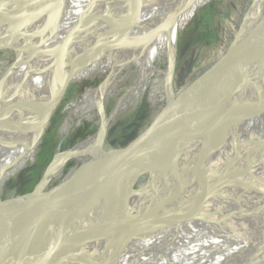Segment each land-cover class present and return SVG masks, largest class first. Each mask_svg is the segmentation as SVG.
I'll use <instances>...</instances> for the list:
<instances>
[{
  "label": "bare ground",
  "instance_id": "obj_1",
  "mask_svg": "<svg viewBox=\"0 0 264 264\" xmlns=\"http://www.w3.org/2000/svg\"><path fill=\"white\" fill-rule=\"evenodd\" d=\"M198 1L0 0V48H13L18 54L0 80V187L5 175L41 140L56 108L61 85L69 84L75 71L82 66H93L101 59L112 61L107 78L83 96L74 106L73 115L91 102L101 103L124 71L134 69L135 73L131 85L115 102L111 116L108 117L102 109L101 126L96 134L70 151L56 155L37 195L22 207L16 230L11 231L2 225L11 212L4 215L6 220L0 222V257L28 250L30 255L40 246V237L44 241L60 240L74 231L87 207L50 215L41 207L38 195L47 191L71 159L100 155L92 162L82 164L78 176L69 184V192L80 187L91 167L98 168L108 158L110 150L105 144L108 126L131 100L140 97L147 81L157 73L152 68L161 61L160 44L165 30L169 38L170 63L164 72V82L170 110L162 124L149 135L150 139L145 142L144 138L134 146L133 150L138 154L127 164V169L130 176L135 177L144 164L156 159H168L171 166L162 182L145 198L137 200V187L127 194L128 219L138 225L137 207L140 205L142 213L155 217L160 216L161 210L166 214L187 200L186 206H193L206 187L203 184L196 188L197 180L205 178L208 186L214 187L223 176L234 177L237 173L229 170V163L240 156L244 157L240 166L246 173L251 172L258 180L264 179V161L261 167L254 166L252 162L264 146V16L248 42L244 44L245 35L234 51L218 65L220 69L209 73L207 81H201L195 87L190 101L201 90L202 97L196 99L184 123L177 118L171 77L176 60L179 21L186 9ZM252 69L258 70V76L246 84L242 83L244 77L249 78ZM158 147L162 150L156 153ZM194 194L195 198L191 199ZM231 195V200L225 202L230 208L254 213L263 207L264 212V194L260 201H255L254 196L240 200L235 193ZM151 198L153 204L148 206ZM215 203L209 206V210H215L211 208ZM2 207L0 199V209ZM221 208L228 210L226 206ZM206 213L202 218L200 213L193 212L187 217L191 220L173 231H170L173 228H167L164 233L146 231L139 236L131 234L115 244L106 255L60 258L55 264H101L109 262L111 254L122 251L124 257L117 264H264V259L260 258L262 253L255 255L257 250L252 238L246 237L241 243L226 240L225 245L213 239L214 233L200 223L213 218L212 213ZM30 218L35 220V226L42 229L27 235L31 225L29 227L26 221ZM255 218L245 217L242 222L244 228H252L253 234L263 227L260 220L264 214ZM226 234L232 235V232ZM81 239L88 240L89 233ZM34 251L38 258L28 256L25 264L41 263L44 250Z\"/></svg>",
  "mask_w": 264,
  "mask_h": 264
},
{
  "label": "rangeland",
  "instance_id": "obj_2",
  "mask_svg": "<svg viewBox=\"0 0 264 264\" xmlns=\"http://www.w3.org/2000/svg\"><path fill=\"white\" fill-rule=\"evenodd\" d=\"M263 12L264 0H199L194 6L186 9L185 15L179 21L176 60L173 77H171V92L175 99L201 80L205 74L209 77V73L218 71L220 69L218 65L234 51L245 35L247 36L244 44L246 41L248 42L263 19ZM162 39L164 40H161L160 44L161 61L154 65L155 68H152V71H157V73L147 81L140 97L131 100L125 107L126 109L122 110L110 122L105 136V144L108 149H123L136 139H138L136 142L138 144L147 135L153 133L155 129L149 127L158 124L161 117L167 112L169 98L165 90L164 72L166 73L169 68L170 53L166 30ZM17 57V51L13 48L3 47L0 49V80ZM98 62L71 78L39 143L14 169L5 175L0 187L1 202L8 199L20 201L31 194L46 175L57 154L68 152L93 137L101 126L104 111L108 117L111 116L115 102L134 80V69L124 71L119 76L110 93L103 100L104 102H91L73 115L75 107L83 96L98 87L110 73L112 67L110 59H101ZM207 75L202 80L203 82L207 81ZM195 90L196 88L186 91L181 98L176 100L179 115L177 118L183 123L193 110L197 102L196 99L202 97L203 91L201 90L198 96L190 101V94ZM188 98L189 101L185 103ZM103 108L104 111H102ZM174 139L175 136L172 137V142ZM161 150L162 148L158 147L155 152ZM208 154L209 152H207V157ZM96 155L93 154L85 159L83 157L71 159L57 179L55 178L49 185L47 192L50 190V195H54V197L67 196L70 191L69 184L78 176L82 164L92 162L100 156ZM259 157L264 159V146L257 159ZM170 166L171 163L168 159H156L152 163L143 165L144 169L134 185L135 188L137 187V200L142 190L148 194L151 189L162 182ZM157 167L162 168L163 172L159 173L156 170ZM95 169H97L96 166L91 167L88 174L81 180L80 187L85 184ZM123 172L130 176L127 165ZM105 197L104 194H101L95 202L85 206L87 210L83 213V218L77 222L74 231L69 235L70 237L82 238L89 233L90 226L104 203ZM21 211L22 207L11 211L8 220L12 221H6L2 225L5 224L11 231L16 230L21 219ZM42 238L40 237L38 242H44V238ZM14 254L1 256L0 264H25L29 250L18 252L15 256ZM58 259L60 258L54 254L45 253L40 264H55ZM101 264L110 263L103 262Z\"/></svg>",
  "mask_w": 264,
  "mask_h": 264
},
{
  "label": "water",
  "instance_id": "obj_3",
  "mask_svg": "<svg viewBox=\"0 0 264 264\" xmlns=\"http://www.w3.org/2000/svg\"><path fill=\"white\" fill-rule=\"evenodd\" d=\"M87 66L88 65L82 66L77 71H75L72 76L75 77L78 72L84 70L85 68H87ZM258 74V70L252 69L249 73V78L244 77L242 79V83L246 84L248 80L253 79L254 77L258 76ZM206 75L207 74H205L197 83H194L193 86L183 91V93L178 96L176 100L181 98L186 91L195 88L202 80L205 79ZM67 85H61L59 98L55 104L56 107L60 103ZM169 110L170 105L168 103L167 112L165 115H163V117H161V121L158 124L150 126L149 128L157 129L166 119ZM149 139L150 136L148 137L147 135V137H145V142H147ZM137 140L138 139H136L129 146L127 145L125 148L120 150L109 149L110 154L108 158L92 172L91 176L85 182V184L67 193V196L54 197L45 190L42 194L38 195V197L40 198L39 201L41 207L43 208L45 213L50 215L65 214L74 210L81 209L95 202L101 194H104L106 196V199L101 205V208L99 209L95 220L90 226L88 240L65 235L60 240L44 241L40 243V246H38L36 249L44 250V253L54 254L55 256L64 259L103 256L106 255L115 244L122 241L124 238L128 237L131 234L139 236L146 231L151 233H164L167 228H173L170 230L173 231L175 230V228H177V226L179 227L180 225L185 224V221L191 220L187 217H189L188 215L192 214L193 212L200 213V216L204 218L207 215L206 211H208L212 213L213 218L210 217V220L208 221H200V219L198 221H200L203 227H207L208 231L214 233V235L212 236L213 239H217L218 242L222 241V243L230 239L231 241L241 243L244 239H246V237L252 238L254 247L257 250V254L255 255H261L260 253H262V256L260 258L264 259V224L262 227L263 229L261 228L257 230L254 234L251 227L244 228V224H242L245 217L249 218V216H256L255 219H257L259 216H261V214H264L263 207H260L254 213H244L243 211L230 208V205H227L225 203L231 200L230 197L233 193H235L237 197L241 198L240 200L250 199L253 198L251 196H254L253 199L255 201H260V196L264 194V184L261 183L264 182V179L258 180L255 175L251 174V172L246 173V170L241 168L240 162H242V160L244 159L243 156H240L235 161H233V159L229 163V170H232V172H236L237 174H235L234 177L223 176L220 180L216 181L214 187L208 186V182L205 181V178L200 177L196 182V188L199 189L203 186V184H205V192L204 194L199 196V199L196 200L193 206H186L187 203H189V200H187V203L177 205V207L179 208L166 214L162 212L163 210H161L159 214L160 216L155 217L154 215L149 216L146 215V213H142V206L140 205L137 207L138 225L130 222L127 215L125 200L127 194L133 189L134 185L138 181L144 167L138 170L135 177H129L123 172V170L126 165L138 154L133 150L135 146L134 144H136ZM263 161L264 159L259 157L258 159L253 158L252 162L254 166L258 165L261 167L263 165ZM156 170L159 173L163 172V169L160 167H157ZM43 178L35 187L33 192L20 201H18L17 199H8L6 201H2L3 207L0 209V222L6 220L3 219L5 214L10 213L16 208L27 206L28 200L37 195L38 189L41 188ZM140 193L141 194L139 198H145L147 196V192L145 190H142ZM195 195L196 194H194L191 199L195 198ZM258 196L260 198H258ZM215 201L217 202L215 203ZM213 203L217 205L216 207L214 206L215 204L211 206V208L215 210H209V206ZM152 204L153 199L151 198L148 206H152ZM222 206H226L228 210H223L221 208ZM217 213L219 214V216L217 215ZM33 220L34 219L30 218L26 221L27 223L29 222V227L31 225V229L29 230V232H27V235L30 233L39 232L42 229L35 226V220ZM260 221H263L264 223V218ZM228 231H231L232 235L226 234V232ZM248 233L249 236H247ZM222 235H224L225 237H221ZM225 244L227 243H224L223 245ZM36 249H33L31 251L32 253L28 256H35L36 258H38V255H34V253L36 252L34 250ZM123 252L124 251L111 254V259L109 260V262L111 264H117L121 257L122 259L124 257V255L122 254ZM27 258L29 259V257Z\"/></svg>",
  "mask_w": 264,
  "mask_h": 264
},
{
  "label": "trees",
  "instance_id": "obj_4",
  "mask_svg": "<svg viewBox=\"0 0 264 264\" xmlns=\"http://www.w3.org/2000/svg\"><path fill=\"white\" fill-rule=\"evenodd\" d=\"M124 146H126V144H124ZM17 255V253L14 254V256Z\"/></svg>",
  "mask_w": 264,
  "mask_h": 264
}]
</instances>
